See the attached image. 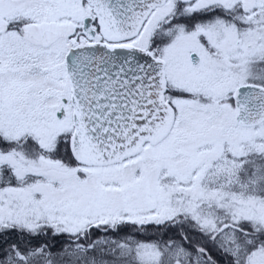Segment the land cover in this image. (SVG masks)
<instances>
[{"label": "snow or ice", "instance_id": "6c2138e0", "mask_svg": "<svg viewBox=\"0 0 264 264\" xmlns=\"http://www.w3.org/2000/svg\"><path fill=\"white\" fill-rule=\"evenodd\" d=\"M0 264H264V0H0Z\"/></svg>", "mask_w": 264, "mask_h": 264}]
</instances>
